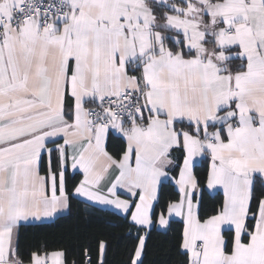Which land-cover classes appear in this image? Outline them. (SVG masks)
<instances>
[{"label": "snow or ice", "instance_id": "snow-or-ice-1", "mask_svg": "<svg viewBox=\"0 0 264 264\" xmlns=\"http://www.w3.org/2000/svg\"><path fill=\"white\" fill-rule=\"evenodd\" d=\"M78 198L127 264L174 218L181 264H264V0H0V264H109L21 247Z\"/></svg>", "mask_w": 264, "mask_h": 264}, {"label": "trees", "instance_id": "trees-1", "mask_svg": "<svg viewBox=\"0 0 264 264\" xmlns=\"http://www.w3.org/2000/svg\"><path fill=\"white\" fill-rule=\"evenodd\" d=\"M116 146L115 140L109 141L110 151H115ZM205 166L198 165L201 171ZM167 191L171 192V188ZM217 195L222 196V192ZM123 216L113 209L102 208L78 198L73 200L70 210L53 221L22 224L21 247L25 250L36 247H46L48 250L63 248L69 252L71 260L78 259L82 245H87L97 236H105L112 243L107 257L109 264H127L129 249L136 242V230L129 232L130 225L123 220ZM181 229L179 220H173L164 231L153 228L147 241L144 264H181L183 257L175 247Z\"/></svg>", "mask_w": 264, "mask_h": 264}, {"label": "crops", "instance_id": "crops-1", "mask_svg": "<svg viewBox=\"0 0 264 264\" xmlns=\"http://www.w3.org/2000/svg\"><path fill=\"white\" fill-rule=\"evenodd\" d=\"M80 199H82V200H84L83 198H80ZM86 201V200H85ZM86 202H89V201H86ZM89 203H91V202H89ZM92 204V203H91ZM96 206H99V207H102V208H108V209H113V210H115V211H117V212H119L118 210H116V209H114V208H112L111 206H101V205H96ZM67 211H65V212H63V213H66ZM63 213H61V214H63ZM119 213H121V212H119ZM61 214H59V215H61ZM121 214H123V213H121ZM58 215V216H59ZM57 216V217H58ZM57 217H55V218H57ZM55 218H53V219H50V220H46V221H43V222H50V221H53ZM173 220H179V218H174ZM43 222H28V223H23V224H35V223H43ZM153 228H157V229H159V230H162V231H164V230H167V229H161V228H159L158 226H153ZM152 228V229H153Z\"/></svg>", "mask_w": 264, "mask_h": 264}]
</instances>
